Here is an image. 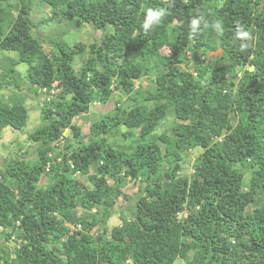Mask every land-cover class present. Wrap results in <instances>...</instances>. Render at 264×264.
I'll use <instances>...</instances> for the list:
<instances>
[{"label": "trees", "instance_id": "16d2710c", "mask_svg": "<svg viewBox=\"0 0 264 264\" xmlns=\"http://www.w3.org/2000/svg\"><path fill=\"white\" fill-rule=\"evenodd\" d=\"M0 54V132L25 127L24 84L42 96L34 156L0 166V264H264V0H0ZM110 98L83 134L73 117Z\"/></svg>", "mask_w": 264, "mask_h": 264}, {"label": "rangeland", "instance_id": "374dc122", "mask_svg": "<svg viewBox=\"0 0 264 264\" xmlns=\"http://www.w3.org/2000/svg\"><path fill=\"white\" fill-rule=\"evenodd\" d=\"M31 15L33 19L37 21L45 15H51V13H47V10L40 3L37 2L31 10ZM51 22L45 24L41 23V25H39V28L41 29L43 34H48L50 32V25H52ZM97 35L98 33H96V36ZM94 37L95 35L92 27L90 25L83 24L79 28L70 30L67 35L64 36V39L68 44L71 45L75 41L90 42ZM210 54H213V52H210ZM221 54L222 53L220 51L214 55L215 57H218ZM79 61L80 60L76 57V66L79 64ZM19 69L24 70V65H20ZM151 79L152 78L149 77L148 81L142 80V85L148 86V83L151 81ZM21 90L24 94V102L29 109L27 123L22 129V131L12 129L10 127H5L3 131L0 132V166L4 163V161H6V159H10L13 157L32 158L34 156L32 152L25 153V149L28 145H30L26 133L32 131L41 122L40 104L42 101V96L40 94H34L31 91H28L25 84L23 85ZM12 92L13 91L8 88L2 89L0 90V97L4 101L7 99L6 97H8ZM114 103L115 101L113 98H110L109 101L105 104L92 103L89 107L88 112L74 116L72 122L80 125L81 132L83 134H86L89 129V124L95 119L99 118L101 115L105 114L106 112H111L114 107ZM169 121L170 120L167 118L163 125L168 124ZM64 134L66 136H71L70 131L67 129L65 130ZM200 151L201 149L197 148L190 152V159L194 158ZM183 154L185 153L183 152ZM135 189V185L128 181L126 186L122 188V192L132 197L133 193L135 192ZM133 200V198L127 200V198L119 196L116 201L119 205H117L116 207L123 209L125 206H128ZM120 216L121 215L119 212L114 213V215H112L107 220L106 225L108 227H111L113 225L120 224ZM174 264H184V262L177 260L174 262Z\"/></svg>", "mask_w": 264, "mask_h": 264}, {"label": "clouds", "instance_id": "9594fccd", "mask_svg": "<svg viewBox=\"0 0 264 264\" xmlns=\"http://www.w3.org/2000/svg\"><path fill=\"white\" fill-rule=\"evenodd\" d=\"M187 2L188 0H184V3ZM167 15H168V10L163 7L155 8V9L153 8L147 9L145 14V20L142 25L144 33L147 34L149 28L152 25L159 26L160 24H162L164 17ZM199 23H200L199 18H193L191 20V29L193 32L196 31ZM211 23L212 26L215 28L217 34L222 36L224 34V26L222 21L215 20ZM207 27H208V22L205 23V28ZM191 34L192 33L190 32L189 35L191 36ZM235 35H236V39L241 41L240 50L241 51L246 50L250 46L248 42L252 40L251 32L244 30L242 25H238Z\"/></svg>", "mask_w": 264, "mask_h": 264}, {"label": "built area", "instance_id": "2783aa9c", "mask_svg": "<svg viewBox=\"0 0 264 264\" xmlns=\"http://www.w3.org/2000/svg\"><path fill=\"white\" fill-rule=\"evenodd\" d=\"M40 91H42V92H46V87L41 88ZM51 93H54V89H51ZM77 227H78V226H77Z\"/></svg>", "mask_w": 264, "mask_h": 264}, {"label": "water", "instance_id": "95a60500", "mask_svg": "<svg viewBox=\"0 0 264 264\" xmlns=\"http://www.w3.org/2000/svg\"><path fill=\"white\" fill-rule=\"evenodd\" d=\"M220 51H221V49L215 50V51H213V54H217Z\"/></svg>", "mask_w": 264, "mask_h": 264}]
</instances>
